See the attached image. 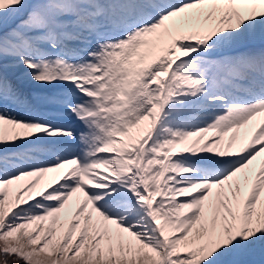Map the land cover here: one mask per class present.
Segmentation results:
<instances>
[{"label": "snow or ice", "instance_id": "snow-or-ice-1", "mask_svg": "<svg viewBox=\"0 0 264 264\" xmlns=\"http://www.w3.org/2000/svg\"><path fill=\"white\" fill-rule=\"evenodd\" d=\"M0 264H264V0H0Z\"/></svg>", "mask_w": 264, "mask_h": 264}]
</instances>
